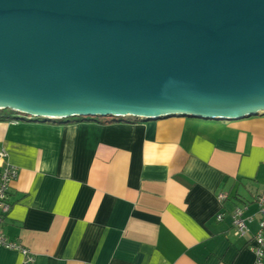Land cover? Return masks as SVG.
Returning a JSON list of instances; mask_svg holds the SVG:
<instances>
[{"label":"crops","instance_id":"0c3cea01","mask_svg":"<svg viewBox=\"0 0 264 264\" xmlns=\"http://www.w3.org/2000/svg\"><path fill=\"white\" fill-rule=\"evenodd\" d=\"M217 122L0 121V172L19 171L5 236L32 264H257L264 115ZM0 264L26 263L0 247Z\"/></svg>","mask_w":264,"mask_h":264},{"label":"water","instance_id":"95a60500","mask_svg":"<svg viewBox=\"0 0 264 264\" xmlns=\"http://www.w3.org/2000/svg\"><path fill=\"white\" fill-rule=\"evenodd\" d=\"M6 109L40 121L264 115V0H0Z\"/></svg>","mask_w":264,"mask_h":264},{"label":"built area","instance_id":"2783aa9c","mask_svg":"<svg viewBox=\"0 0 264 264\" xmlns=\"http://www.w3.org/2000/svg\"><path fill=\"white\" fill-rule=\"evenodd\" d=\"M29 119L34 120V118L31 117ZM136 120L139 119L136 118ZM0 155L3 158L6 157L5 153H2ZM18 176V168L12 165L4 166L0 172V247L21 252L24 256L25 263L32 264L35 262L33 254L24 246L9 241L2 230V222L4 218L9 214L12 207V204L10 202V192L12 184L17 180ZM217 198L219 203L221 204L225 202V200L227 199V195L222 192L218 194ZM258 204L260 208L259 230L254 236V244L251 246V250L256 256L257 264H262L264 259V196H260L258 198ZM244 212V208L238 207L231 214L233 227L236 230V234L240 236H244L249 230L248 222L250 220L244 216ZM224 217L225 214L223 212L216 215V219L219 222L223 221Z\"/></svg>","mask_w":264,"mask_h":264},{"label":"trees","instance_id":"16d2710c","mask_svg":"<svg viewBox=\"0 0 264 264\" xmlns=\"http://www.w3.org/2000/svg\"><path fill=\"white\" fill-rule=\"evenodd\" d=\"M20 116H23L24 115H21V114H18V113H15L11 110H0V121H14V120H18V119H21ZM30 117L29 116H25V119L23 120H30L29 119ZM73 118H70V119H66L65 121L63 120L62 122H70V121H77V120H94V121H100V122H107V123H110V122H127V121H137L136 118H131V117H128V118H125V119H122V120H115V119H107V118H76L75 120H72ZM22 120V119H21ZM35 121H40V120H36L34 119Z\"/></svg>","mask_w":264,"mask_h":264},{"label":"rangeland","instance_id":"374dc122","mask_svg":"<svg viewBox=\"0 0 264 264\" xmlns=\"http://www.w3.org/2000/svg\"><path fill=\"white\" fill-rule=\"evenodd\" d=\"M21 117V119H25V116L23 117V116H20ZM76 118H73L72 120H75ZM107 119H111V118H107ZM65 121V120H64ZM193 121L194 122H199L200 120H198V119H196V118H193ZM203 121H205V120H203ZM206 123H213V124H215V123H218L217 121H206ZM219 123H226L227 125L228 124H230V121H220Z\"/></svg>","mask_w":264,"mask_h":264}]
</instances>
